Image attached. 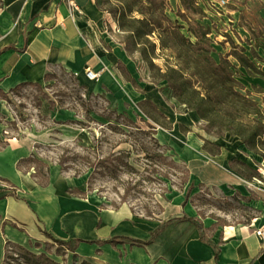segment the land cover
<instances>
[{
  "label": "rangeland",
  "instance_id": "374dc122",
  "mask_svg": "<svg viewBox=\"0 0 264 264\" xmlns=\"http://www.w3.org/2000/svg\"><path fill=\"white\" fill-rule=\"evenodd\" d=\"M97 1L113 22L122 12L117 0ZM126 1L134 3L133 9L137 8V0ZM219 1L196 0L204 14L200 24L210 31L212 57L218 62L220 56L229 52L225 34L236 45L243 44L237 33L240 23L254 30L250 44L245 43L243 47L246 56L263 70L264 62L256 60L249 52L252 50L257 56L258 49H262L264 60V24L260 15L264 11V0H228L225 6H220ZM165 7V15L183 27L180 32L189 37L187 24L177 15L179 10L184 13L178 3L166 0ZM144 10L148 12L149 8L144 5ZM107 11H112L113 15ZM131 16L142 17L138 13ZM157 17L152 18L156 20ZM116 32L119 40L125 41L126 36L119 33L117 26ZM149 40L154 45L151 73L141 54L127 47L128 64L136 72L134 87L115 77L110 78V86L103 82L104 79L95 84H82L74 74L56 67L41 83L8 92L5 99L0 98L5 112L0 115V148L7 147V142L15 139L27 151L25 159L32 157L38 161L23 162L21 169L27 170L29 175L38 173L41 176L38 182L48 177L49 181L61 182L67 190L84 192L86 199L99 202L102 209L126 207L136 218L150 220L152 218L146 215L158 213L160 206L179 203L191 185L186 206L196 213V218L207 222L216 220L217 226L251 225L259 217L250 201H259L258 194L264 191V159L249 151L238 137L228 133L221 137L208 135L203 130L206 123L191 110L190 99L183 97L182 102L175 100L177 103L168 100L166 92L171 93L170 87L156 81L166 66H175V56L168 50H161L157 37L151 36ZM144 45L150 52L149 44ZM228 60L232 73L244 88L241 92L248 91L249 98L264 109V79L241 68L233 58ZM144 64L148 75H145ZM146 90L157 94L162 102L161 115L149 107L142 109L153 120L136 106L139 96ZM219 101H223V97L217 94L216 102ZM116 126L118 129L113 128ZM132 127L148 133L136 132ZM149 127L155 132L152 137L159 146L151 139ZM205 140L210 143L207 150L214 151L213 146L220 143L229 148L233 160L248 167L249 162L255 163L258 170H253L258 178H244L240 193L206 188L191 180L187 171L188 158L193 154V145L201 144L203 149ZM0 186L16 192L9 181L1 178ZM18 196L23 197L21 193ZM28 232L14 221L0 222V264H89L41 231H34L35 236Z\"/></svg>",
  "mask_w": 264,
  "mask_h": 264
},
{
  "label": "crops",
  "instance_id": "0c3cea01",
  "mask_svg": "<svg viewBox=\"0 0 264 264\" xmlns=\"http://www.w3.org/2000/svg\"><path fill=\"white\" fill-rule=\"evenodd\" d=\"M75 1L82 14L72 13L65 0H1V92L7 94L20 84H39L56 67L74 74L82 84L97 82L85 77L89 68L100 72L98 81L104 79L108 86L111 77L135 86L136 72L128 64L130 57L119 40L116 24L112 26L109 15L99 10L94 0ZM175 2L181 7L179 0ZM260 15L264 24V11ZM249 29L254 31L250 26L237 25L243 44L249 45L253 38ZM262 52L258 49L257 56L263 63ZM119 65L134 85L123 77ZM143 102L151 103L161 115L162 102L157 94L146 90L136 106ZM145 107L152 108H138L142 111ZM4 113L0 104V115ZM218 145L217 155L205 152L201 144L193 145L187 161L189 177L206 188L240 193L244 177L230 168L233 159L229 148ZM6 146L0 148V178L9 181L16 192L0 186L1 224L14 221L30 231V236L41 231L52 240H81L73 253L89 264H264V239L255 233L264 232V191L259 192V201H250L259 214L251 225L217 226L216 220L196 218L190 207H181L184 198L162 207L160 217L142 220L126 207L102 209L99 202L73 195L74 190H67L58 180L48 178L45 185H39L27 170L18 167L27 151L17 141L13 145L9 140ZM17 192L23 195L19 200L14 197ZM182 213L202 222L208 242L219 247L216 260L213 247L200 242L197 228L187 221L165 226L149 244L136 243L147 242L163 221Z\"/></svg>",
  "mask_w": 264,
  "mask_h": 264
},
{
  "label": "trees",
  "instance_id": "16d2710c",
  "mask_svg": "<svg viewBox=\"0 0 264 264\" xmlns=\"http://www.w3.org/2000/svg\"><path fill=\"white\" fill-rule=\"evenodd\" d=\"M117 1L122 7V12L119 14L118 18H114V22L119 33L126 36L125 41L121 43L124 44L127 54H129L127 47L131 48L134 52L140 53L151 73L154 67L152 63L154 45L151 44L149 39L151 36L157 37L161 50L170 51L175 56L176 64L175 66H166V69L159 74L156 82L167 83L171 89L172 97L175 100L182 102V98L186 97L192 101L193 105L191 110L197 114L202 123H206L204 124L203 130L208 135L221 137L228 133L231 136L238 137L241 144L249 151L264 159V109H260L257 103L249 98L248 91H245V94L241 92L244 88L232 73V65L228 60L229 57L234 58L241 68H244L249 73L261 76L264 79V73L245 55V49L235 45L230 36L225 34L224 37L229 43L230 50L224 56H220L218 62L215 61L212 57L214 50L212 40L209 37L210 31L200 24L204 14L196 0H179L184 13L179 10L177 15L187 24L186 31L189 37H185L184 34L180 32L183 27L171 22L165 15L166 0H137L135 3L136 9H133L134 3L131 5L126 0ZM94 2L97 8L102 11L99 2L97 0H94ZM144 5L149 8L148 12L144 10ZM107 12L113 15L112 11ZM133 13H138L142 17L134 18L131 16ZM154 15L156 17L158 16L156 20L152 18ZM134 25H138L139 27L134 28ZM249 31L253 35V31L251 29H249ZM190 38H193L194 41H191ZM144 44H149L151 47L150 52ZM250 54L253 58L257 57L252 50H250ZM256 59L262 62L261 59ZM119 68L123 77L131 81L134 85V80L130 78L126 69L122 65H119ZM47 76L48 75L45 76V79ZM25 85L37 84H20L11 91L22 88ZM217 94L223 97V101L216 102ZM5 97L6 94L0 91V98L5 99ZM262 103L264 105V98L262 99ZM142 105L152 107L157 113L156 108L151 103L143 102L137 104L139 108H141ZM142 111L153 120L148 113L144 112V110ZM113 128L118 129L117 126ZM132 128L136 130V132L143 134L148 133L142 132L136 127ZM213 130L216 132H212ZM149 132L151 137L155 134L151 127H149ZM151 139L159 146L153 137ZM209 144L210 143L205 140L203 149L211 155L220 153L218 146H213L215 149L214 151L207 150L206 147ZM159 157L165 160L163 155ZM28 161L38 163L37 160H33L32 157H29L20 161L18 164L19 169H21L20 164ZM126 166L131 168L128 164H126ZM229 166L233 171L247 180L258 178V173L255 170L249 168L245 163L239 160H232L229 162ZM30 168H33V166H30ZM32 177L37 182L41 179L38 173L32 174ZM47 182L48 177H45L43 182L38 183L43 186ZM191 190L192 186L190 185L181 203L182 208L186 205ZM72 194L82 198L86 195V193L79 190H74ZM14 197L17 200L20 199L16 195H14ZM162 211L163 209L160 206L158 213H150L146 216L153 219L155 215L161 214ZM178 221H187L197 228L200 242L213 247L216 260L219 254V247L208 242L206 236L207 229L203 227L199 219L188 217L184 213H182L180 217L163 221L151 234L147 242L136 241V243H151L165 226ZM54 242L66 251L73 253L78 244L82 241L72 239L67 242L59 240H54ZM101 243L102 242H97V244Z\"/></svg>",
  "mask_w": 264,
  "mask_h": 264
},
{
  "label": "built area",
  "instance_id": "2783aa9c",
  "mask_svg": "<svg viewBox=\"0 0 264 264\" xmlns=\"http://www.w3.org/2000/svg\"><path fill=\"white\" fill-rule=\"evenodd\" d=\"M69 10L72 13H77V14H82L80 8L78 7V5L76 4L75 0H65ZM228 0H220L219 1V5L220 6H225ZM85 77L89 80V81H98L99 77H100V72H94L92 70H90L89 68L85 69ZM257 236L261 237L262 239H264V232L262 230H258L255 232Z\"/></svg>",
  "mask_w": 264,
  "mask_h": 264
},
{
  "label": "bare ground",
  "instance_id": "6f19581e",
  "mask_svg": "<svg viewBox=\"0 0 264 264\" xmlns=\"http://www.w3.org/2000/svg\"><path fill=\"white\" fill-rule=\"evenodd\" d=\"M111 24H112L113 27L115 26V22H113L112 20H111ZM144 72H145V75H148V74H149V73H148V70H147V67H146L145 64H144ZM166 95H167L168 100H169L171 103H177V102L175 101V99L172 97V95H171V93H170L169 90H167ZM10 142H11L13 145L16 144V140H15V139H10ZM248 165H249L251 168H253V169H255V170H258V167L255 165V163H253V162H249Z\"/></svg>",
  "mask_w": 264,
  "mask_h": 264
}]
</instances>
